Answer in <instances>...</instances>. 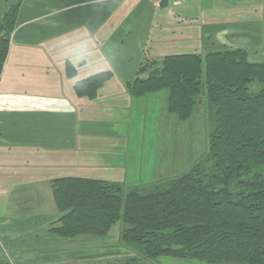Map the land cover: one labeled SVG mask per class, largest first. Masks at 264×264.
Masks as SVG:
<instances>
[{"label":"crops","instance_id":"obj_1","mask_svg":"<svg viewBox=\"0 0 264 264\" xmlns=\"http://www.w3.org/2000/svg\"><path fill=\"white\" fill-rule=\"evenodd\" d=\"M17 1L0 0V16ZM182 1H21L0 77V218L17 216L6 206L16 189L46 186L51 200L57 178L135 184L132 137L146 134L155 96L134 97L127 83L146 58L205 54L216 44L264 53V0ZM102 71L112 76L97 96H79L77 81ZM11 224L1 227L42 228Z\"/></svg>","mask_w":264,"mask_h":264},{"label":"trees","instance_id":"obj_2","mask_svg":"<svg viewBox=\"0 0 264 264\" xmlns=\"http://www.w3.org/2000/svg\"><path fill=\"white\" fill-rule=\"evenodd\" d=\"M21 1L0 16V77ZM248 54L246 48H222L167 55L151 60V70L141 65L127 83L129 93L165 91L167 110L178 120L205 116L206 153L180 175L131 187L95 178L54 179L53 201L65 214L49 231L103 240L120 224L116 245L128 264L162 257L264 264V61L252 62ZM110 75L77 81V94L95 98ZM254 81L261 88L251 93Z\"/></svg>","mask_w":264,"mask_h":264},{"label":"rangeland","instance_id":"obj_3","mask_svg":"<svg viewBox=\"0 0 264 264\" xmlns=\"http://www.w3.org/2000/svg\"><path fill=\"white\" fill-rule=\"evenodd\" d=\"M152 1L159 6L165 3H159L157 0ZM172 1L170 3L175 5ZM231 2L237 4L243 3L244 0H232ZM220 48L221 46L216 44V47L211 50ZM247 49L251 55H254L252 58L250 56V59L264 61L263 50L258 46H249ZM151 60L155 59L146 58L141 65L147 64L151 70V67H154ZM109 72L111 78L112 72ZM260 88L261 85L257 81L249 85L251 93L258 92ZM152 96L155 97L151 100L146 134L132 137L129 169L136 171L134 174L135 184L127 182L126 187L180 175L207 151L208 132L205 116L201 113H194V116L187 121L178 120L174 114L167 110V93L165 91ZM50 186L52 190V183ZM40 188L41 192L37 187L32 191L26 187L16 189L10 195L11 199L6 202L9 214L17 216L0 218V263L4 261V258H7L11 264H128L122 260L125 255L120 253L121 250L116 245L120 224L114 225L110 237L103 240L87 236L68 239L50 232L49 227L57 225L59 218L65 212H58L53 197L48 200L49 193L46 194V191L49 188L46 186ZM43 212L48 215L44 216ZM9 221L12 222L11 226L15 225V227L21 224L28 226L40 222L42 228H36L33 231L27 228L25 231L19 232L3 230L2 224H7ZM75 246L87 247L88 250L80 252ZM84 249L86 250V248ZM79 255H83L87 259L84 258L81 261L77 258ZM132 264L207 263L199 260L162 257L157 262L143 261Z\"/></svg>","mask_w":264,"mask_h":264},{"label":"built area","instance_id":"obj_4","mask_svg":"<svg viewBox=\"0 0 264 264\" xmlns=\"http://www.w3.org/2000/svg\"><path fill=\"white\" fill-rule=\"evenodd\" d=\"M159 3H162V2H171V0H157ZM182 0H173L172 3H174L175 5H180L182 4Z\"/></svg>","mask_w":264,"mask_h":264}]
</instances>
